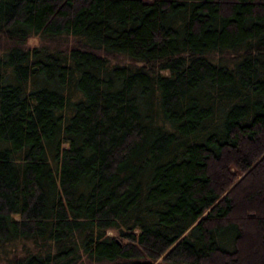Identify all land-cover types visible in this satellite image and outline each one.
<instances>
[{"label": "trees", "instance_id": "1", "mask_svg": "<svg viewBox=\"0 0 264 264\" xmlns=\"http://www.w3.org/2000/svg\"><path fill=\"white\" fill-rule=\"evenodd\" d=\"M0 40L1 259L264 264V0H0Z\"/></svg>", "mask_w": 264, "mask_h": 264}, {"label": "rangeland", "instance_id": "2", "mask_svg": "<svg viewBox=\"0 0 264 264\" xmlns=\"http://www.w3.org/2000/svg\"><path fill=\"white\" fill-rule=\"evenodd\" d=\"M2 39H4L2 37ZM75 41V39L72 36H62V37H58L57 39L54 40H45L43 38H41L39 35H34V36H29L27 38L26 41V46H40V45H46L48 48H56V47H60L63 48L64 46L69 47L70 45L73 44V42ZM1 43L5 42L4 40H0ZM111 61H123L126 60L123 56H119L117 58L114 57H110ZM264 213V212H263ZM110 233H113V230H109ZM0 264H7L6 261H4L3 259L0 258Z\"/></svg>", "mask_w": 264, "mask_h": 264}]
</instances>
